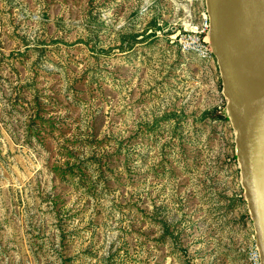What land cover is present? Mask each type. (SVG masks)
I'll return each mask as SVG.
<instances>
[{
    "label": "rangeland",
    "instance_id": "374dc122",
    "mask_svg": "<svg viewBox=\"0 0 264 264\" xmlns=\"http://www.w3.org/2000/svg\"><path fill=\"white\" fill-rule=\"evenodd\" d=\"M207 0H0V264H247L257 245Z\"/></svg>",
    "mask_w": 264,
    "mask_h": 264
},
{
    "label": "water",
    "instance_id": "95a60500",
    "mask_svg": "<svg viewBox=\"0 0 264 264\" xmlns=\"http://www.w3.org/2000/svg\"><path fill=\"white\" fill-rule=\"evenodd\" d=\"M207 1L210 40L221 71L224 95L228 100V117L236 131L242 185L264 264V95L253 98L241 81V66L237 51L228 39L221 2ZM252 1L257 9L260 8L264 20V0Z\"/></svg>",
    "mask_w": 264,
    "mask_h": 264
},
{
    "label": "bare ground",
    "instance_id": "6f19581e",
    "mask_svg": "<svg viewBox=\"0 0 264 264\" xmlns=\"http://www.w3.org/2000/svg\"><path fill=\"white\" fill-rule=\"evenodd\" d=\"M228 39L237 51L240 79L253 98L264 95V20L252 0H220ZM258 6V5H257Z\"/></svg>",
    "mask_w": 264,
    "mask_h": 264
},
{
    "label": "built area",
    "instance_id": "2783aa9c",
    "mask_svg": "<svg viewBox=\"0 0 264 264\" xmlns=\"http://www.w3.org/2000/svg\"><path fill=\"white\" fill-rule=\"evenodd\" d=\"M247 264H262L261 254L257 245L249 252Z\"/></svg>",
    "mask_w": 264,
    "mask_h": 264
},
{
    "label": "trees",
    "instance_id": "16d2710c",
    "mask_svg": "<svg viewBox=\"0 0 264 264\" xmlns=\"http://www.w3.org/2000/svg\"><path fill=\"white\" fill-rule=\"evenodd\" d=\"M218 117V119H225V120H229V118H227V117H224V116H217Z\"/></svg>",
    "mask_w": 264,
    "mask_h": 264
}]
</instances>
